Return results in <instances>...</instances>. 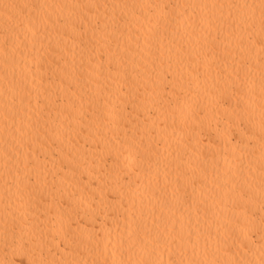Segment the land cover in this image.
Listing matches in <instances>:
<instances>
[{"label":"bare ground","instance_id":"obj_1","mask_svg":"<svg viewBox=\"0 0 264 264\" xmlns=\"http://www.w3.org/2000/svg\"><path fill=\"white\" fill-rule=\"evenodd\" d=\"M0 264H264V0H0Z\"/></svg>","mask_w":264,"mask_h":264},{"label":"snow or ice","instance_id":"obj_2","mask_svg":"<svg viewBox=\"0 0 264 264\" xmlns=\"http://www.w3.org/2000/svg\"><path fill=\"white\" fill-rule=\"evenodd\" d=\"M6 7H7V5H6Z\"/></svg>","mask_w":264,"mask_h":264}]
</instances>
